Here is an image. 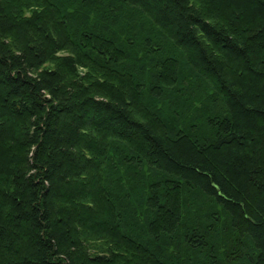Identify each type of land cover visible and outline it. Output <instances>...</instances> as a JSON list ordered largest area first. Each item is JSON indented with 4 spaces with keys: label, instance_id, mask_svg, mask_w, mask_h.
<instances>
[{
    "label": "trees",
    "instance_id": "obj_1",
    "mask_svg": "<svg viewBox=\"0 0 264 264\" xmlns=\"http://www.w3.org/2000/svg\"><path fill=\"white\" fill-rule=\"evenodd\" d=\"M0 264H264V0H0Z\"/></svg>",
    "mask_w": 264,
    "mask_h": 264
},
{
    "label": "rangeland",
    "instance_id": "obj_2",
    "mask_svg": "<svg viewBox=\"0 0 264 264\" xmlns=\"http://www.w3.org/2000/svg\"><path fill=\"white\" fill-rule=\"evenodd\" d=\"M144 28H145V27H143V29H144ZM179 127H181V128L185 127V123H184V122H183V123L181 122Z\"/></svg>",
    "mask_w": 264,
    "mask_h": 264
}]
</instances>
